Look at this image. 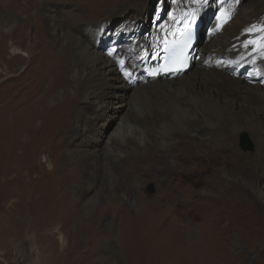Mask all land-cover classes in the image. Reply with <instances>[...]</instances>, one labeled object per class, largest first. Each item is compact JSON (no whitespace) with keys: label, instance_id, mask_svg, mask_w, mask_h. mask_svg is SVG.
<instances>
[{"label":"bare ground","instance_id":"6f19581e","mask_svg":"<svg viewBox=\"0 0 264 264\" xmlns=\"http://www.w3.org/2000/svg\"><path fill=\"white\" fill-rule=\"evenodd\" d=\"M150 1L153 2L122 0L103 16V22L101 18L83 21L90 25L80 29L78 25H66L63 12L54 6L47 7L43 22L39 12L41 0H0V58L6 37L37 36L34 44L40 43L39 51L33 46L31 64L23 70L19 61L22 55L29 56L30 47L14 41L10 45L11 59L4 61L0 71V141L4 146H12L20 139L41 144L50 140L61 143L72 132L76 133V141H81L86 137L84 133L90 132L101 144L95 137L94 126L106 111L105 98L118 103L122 112L120 122L104 135V143L91 152L88 158L93 163L90 165L101 172L99 165L111 169L115 163L121 180H128L130 186L137 178L164 175L168 186L174 183L180 187V195L165 194L156 204L144 201L140 214L143 221L128 229L134 237L164 239L160 243H167L168 259L179 253V260L190 264L205 260L204 250L224 251L227 228L220 227L223 219L244 228L242 232L248 228L243 216L249 212L242 213L238 204L229 201L232 186L226 178L230 174L223 171V176L222 173L227 169L215 165L210 172L209 168L212 159L224 164L229 162L231 154L219 155L218 149L233 134L248 132L264 145V47H261L264 32L259 31L264 27V0H223V3L217 0L208 7L205 0H168V13L160 19L155 17L145 32L138 33L146 27L141 22L147 18ZM98 3L80 4L88 10ZM164 3L165 0H159V7H165ZM204 6L208 8V16L213 12L212 19L206 31H202L189 70L177 76H146L142 72L146 61L150 59L153 66L157 65L156 61L162 58L163 44L178 34ZM221 12H227L230 17L222 27ZM69 16V19L74 17ZM32 21L37 29L34 36L24 33ZM117 23L120 24L116 26ZM103 35L107 37L105 40L101 38ZM244 44L248 47L244 48ZM239 57L251 61L252 68L238 72L235 60ZM256 67L263 71L259 80L255 76ZM106 87L111 90L105 92ZM141 105L143 109L139 111ZM133 113H138L137 117ZM38 120L40 127L36 126ZM12 150L8 165L15 162L11 160L15 159ZM259 154L261 161L264 148ZM97 157L104 164L100 160L96 164ZM48 160L44 156V161ZM53 167L50 170H56ZM254 168L256 174L252 177L245 173V177L238 178L256 191L259 203L264 205V191L259 185L263 169L260 165ZM92 178L97 180L95 174ZM201 186L207 190L203 195L198 190ZM214 186L223 187L224 191L215 193ZM60 187L59 184L57 188ZM163 205L167 207L162 208ZM201 206L202 210L192 213ZM83 214L81 211L79 221L87 219ZM198 217L208 221L203 229H207V238L197 232L199 225L195 219ZM176 220H187L182 230H165L176 226ZM157 246L155 250L160 248ZM177 247L181 248L179 252Z\"/></svg>","mask_w":264,"mask_h":264},{"label":"rangeland","instance_id":"374dc122","mask_svg":"<svg viewBox=\"0 0 264 264\" xmlns=\"http://www.w3.org/2000/svg\"><path fill=\"white\" fill-rule=\"evenodd\" d=\"M87 1L97 3L101 1V3L93 6L92 9H83L80 3ZM121 1L41 0L42 5L39 12L42 18L44 17V22L48 13L47 7L54 6L58 12H63L66 25H78L82 29L85 25H90L83 21L100 20L101 18L100 21L103 22V16ZM205 1L208 7L210 4L214 5L217 0ZM167 2L168 0H165V7L163 5L159 7V0L150 1L147 6V18L141 22L146 27L136 33L145 32L146 28L155 21V17L158 16L160 19L165 13L167 14L169 10ZM207 7L204 6V9L195 15L202 23V31H206L213 14L211 12L208 16ZM68 13L74 17L69 19L70 14ZM99 20L97 22H100ZM35 24L32 21L24 28V33L34 36L37 32ZM119 24L117 23L116 26ZM106 28L102 32H105ZM36 37L26 36L21 39L18 34L6 37L5 44H3L5 48L0 58V71L2 65L11 59L10 45L13 41L18 45L24 44L25 47H30L29 56L22 55L21 61L17 60L22 64V70L30 65L33 56L32 49L37 41ZM101 38L105 40L107 37L103 35ZM39 46L40 43H36L35 51H39ZM130 75L134 74L130 73ZM110 90L109 87L105 88V92ZM105 101L106 111L100 114L94 126L95 137L101 141V144L105 141L104 135L117 127L120 122L119 115L122 113L119 112L118 103L109 102L108 98H105ZM49 104L52 103L49 102ZM141 107L142 105L139 111L143 109ZM137 114L133 113L132 116L137 117ZM40 125V120H38L36 126L40 127ZM84 134L85 138L76 141L74 138L76 133L72 132L61 143L50 140L41 144L32 140L20 139L12 143L14 148L11 144L4 146L0 141V264H184L185 261L178 258L179 253L173 259L166 257L165 244L167 243H160L164 239L144 237L145 235H139L140 238L135 236V238L129 232L130 226L140 225L143 221L140 214L143 213L144 201L156 204L164 198L165 194L180 195L181 188L172 185L174 183L168 186L164 175L142 180L137 178L130 186L128 180H121V176L114 168L115 163L111 164V169H105L103 165H99L102 166V171L96 172L95 167L90 165L93 161L91 162L88 157L101 144L92 137L90 132ZM232 138H225L218 149L219 155L231 154L228 157L229 162L224 164L218 159H212L209 171L211 172L215 165L227 169L221 170L222 173L224 171L230 174L226 178L232 186L229 201L232 204H238L242 213L249 212H247L249 216L246 214L243 216L248 228L242 232L244 228L236 227L234 223L230 224L227 218L223 219L220 227L227 228L224 251L215 253L212 249L204 250L203 248L206 252L203 254L205 260L204 258L194 260L195 263L190 264H203V261L204 264H264V205L259 203L256 191L238 178L241 175L245 177V173L252 177L256 174L254 167L260 165L263 169V171L260 170L263 178L259 179V185L264 191V159L259 160L261 156L259 153L264 145L263 142L259 144L254 140L248 132H243L239 136L233 134ZM244 139L249 143L247 146L243 143ZM38 144L41 149L40 147L35 149L38 148ZM11 150L15 155V159L12 157L11 160L15 162L8 165ZM44 156L49 160L44 161ZM98 160L100 158L97 157L96 164ZM100 161L103 162L102 159ZM53 166L56 170H50ZM48 171L51 174L47 175ZM93 174L97 177L96 181L92 178ZM56 178L59 180L54 183ZM91 183L93 185L90 189ZM59 184L61 187L57 188ZM209 188L212 187L206 189ZM198 190L202 195L207 192L203 186L198 187ZM212 190L215 193L224 191L223 187L219 186H214ZM166 207L162 206V208ZM169 207L171 208V205ZM200 209L202 210L203 207H199L192 213H197ZM81 211L87 218L84 222L78 220ZM186 222L187 220H176L174 224L176 226L165 230L179 232ZM195 222L199 225L197 232L203 233L207 238L209 236L207 229H203L208 221L198 217ZM136 239L139 240L136 242ZM137 243L140 244L136 245ZM155 246H157V251ZM148 248L150 254L146 252ZM151 249L155 252L153 253ZM176 250L179 252L181 248L177 247ZM185 264L189 263L185 262Z\"/></svg>","mask_w":264,"mask_h":264},{"label":"snow or ice","instance_id":"6c2138e0","mask_svg":"<svg viewBox=\"0 0 264 264\" xmlns=\"http://www.w3.org/2000/svg\"><path fill=\"white\" fill-rule=\"evenodd\" d=\"M221 3H223V0H221ZM221 17L223 18L222 22H221V25H220L222 27L223 23H225L230 17H229L227 12H221ZM259 31L264 32V27H261L259 29ZM247 47H248V45L244 44V48H247ZM261 47H264V43L261 44ZM109 54H111V52ZM121 63H124V61H121ZM180 70H182V65H180V66H178V67H176L174 69H168V71H177V72L180 71ZM158 74H159L158 72H149L150 76H156ZM125 75H130V73H125Z\"/></svg>","mask_w":264,"mask_h":264},{"label":"water","instance_id":"95a60500","mask_svg":"<svg viewBox=\"0 0 264 264\" xmlns=\"http://www.w3.org/2000/svg\"><path fill=\"white\" fill-rule=\"evenodd\" d=\"M243 143L245 146H247V144H249V143H247V141L245 139H244Z\"/></svg>","mask_w":264,"mask_h":264}]
</instances>
